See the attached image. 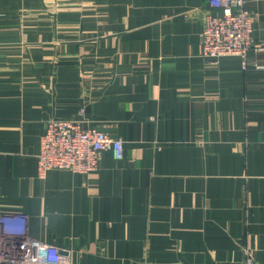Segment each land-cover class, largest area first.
<instances>
[{"label": "crops", "instance_id": "obj_1", "mask_svg": "<svg viewBox=\"0 0 264 264\" xmlns=\"http://www.w3.org/2000/svg\"><path fill=\"white\" fill-rule=\"evenodd\" d=\"M264 41V0H246ZM209 0H0V210L73 264H264V50L202 56ZM219 12L218 9H211ZM124 141L38 174L48 120Z\"/></svg>", "mask_w": 264, "mask_h": 264}, {"label": "built area", "instance_id": "obj_2", "mask_svg": "<svg viewBox=\"0 0 264 264\" xmlns=\"http://www.w3.org/2000/svg\"><path fill=\"white\" fill-rule=\"evenodd\" d=\"M209 5L200 34L202 56L216 64L223 57H238L246 69L250 51L264 50V41L257 43L252 35L254 15L246 0H209ZM105 150L122 159L124 141L101 127L85 128L80 121L52 118L41 138L38 174L44 177L51 169L95 172ZM242 248L244 264H256L251 247ZM72 256L69 250L33 238L26 213L0 210V264H73Z\"/></svg>", "mask_w": 264, "mask_h": 264}]
</instances>
